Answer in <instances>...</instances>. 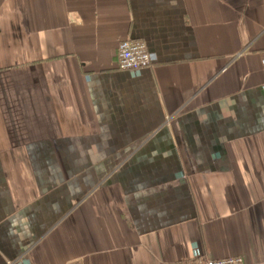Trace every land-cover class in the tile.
I'll return each instance as SVG.
<instances>
[{
	"label": "crops",
	"instance_id": "obj_1",
	"mask_svg": "<svg viewBox=\"0 0 264 264\" xmlns=\"http://www.w3.org/2000/svg\"><path fill=\"white\" fill-rule=\"evenodd\" d=\"M263 56L264 0H0V264H264Z\"/></svg>",
	"mask_w": 264,
	"mask_h": 264
},
{
	"label": "built area",
	"instance_id": "obj_2",
	"mask_svg": "<svg viewBox=\"0 0 264 264\" xmlns=\"http://www.w3.org/2000/svg\"><path fill=\"white\" fill-rule=\"evenodd\" d=\"M148 44L144 40L126 38L118 45L117 64L122 69H137L151 63ZM262 73H264V56ZM191 264H247L244 256L230 255L222 258H205Z\"/></svg>",
	"mask_w": 264,
	"mask_h": 264
}]
</instances>
